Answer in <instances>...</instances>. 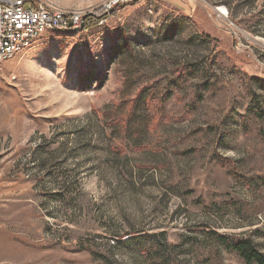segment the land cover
Returning <instances> with one entry per match:
<instances>
[{
	"label": "rangeland",
	"instance_id": "obj_1",
	"mask_svg": "<svg viewBox=\"0 0 264 264\" xmlns=\"http://www.w3.org/2000/svg\"><path fill=\"white\" fill-rule=\"evenodd\" d=\"M34 1L109 14L0 65V264L264 254V0Z\"/></svg>",
	"mask_w": 264,
	"mask_h": 264
},
{
	"label": "built area",
	"instance_id": "obj_2",
	"mask_svg": "<svg viewBox=\"0 0 264 264\" xmlns=\"http://www.w3.org/2000/svg\"><path fill=\"white\" fill-rule=\"evenodd\" d=\"M82 16L66 14L34 0H0V65L31 49L50 31L74 32Z\"/></svg>",
	"mask_w": 264,
	"mask_h": 264
},
{
	"label": "trees",
	"instance_id": "obj_3",
	"mask_svg": "<svg viewBox=\"0 0 264 264\" xmlns=\"http://www.w3.org/2000/svg\"><path fill=\"white\" fill-rule=\"evenodd\" d=\"M106 13L102 12L99 16L86 15L82 17L83 28L81 29L85 31L88 29H92L93 27L99 26V24L107 18V14L109 13ZM180 69L182 71H187L188 67H182ZM180 69L179 71H181ZM171 96L172 93L165 94L160 101V105H164ZM141 97V95L138 96L136 102L137 104L139 103ZM151 100L155 101L156 99L151 98ZM137 104H135L134 107H136ZM255 113L260 123L262 124L260 135L264 140V111L258 110ZM230 173L234 176L235 179L250 186V182L247 181L245 178L241 177L237 172L232 171ZM260 186L264 188V180H260ZM208 237L212 241L220 245L227 252L237 255L241 259L243 264H264V254L258 250L255 243L251 239H243L236 236L220 235L214 232H210V234H208ZM136 241H139V239ZM143 253L147 256L149 264H172L170 260V254L166 252V250H164L162 246H155V248L153 246H150L149 248L143 250Z\"/></svg>",
	"mask_w": 264,
	"mask_h": 264
},
{
	"label": "bare ground",
	"instance_id": "obj_4",
	"mask_svg": "<svg viewBox=\"0 0 264 264\" xmlns=\"http://www.w3.org/2000/svg\"><path fill=\"white\" fill-rule=\"evenodd\" d=\"M218 11H219V10H218ZM220 13H221V12H220ZM221 14H222V15H225L226 13H225V12H222Z\"/></svg>",
	"mask_w": 264,
	"mask_h": 264
},
{
	"label": "water",
	"instance_id": "obj_5",
	"mask_svg": "<svg viewBox=\"0 0 264 264\" xmlns=\"http://www.w3.org/2000/svg\"><path fill=\"white\" fill-rule=\"evenodd\" d=\"M82 28H83V26H82Z\"/></svg>",
	"mask_w": 264,
	"mask_h": 264
}]
</instances>
